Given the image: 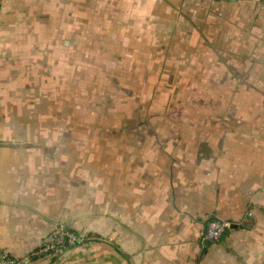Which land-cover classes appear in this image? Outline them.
<instances>
[{
    "label": "crops",
    "instance_id": "0c3cea01",
    "mask_svg": "<svg viewBox=\"0 0 264 264\" xmlns=\"http://www.w3.org/2000/svg\"><path fill=\"white\" fill-rule=\"evenodd\" d=\"M218 1L227 25L209 64L226 68L203 137L100 156L53 153L36 138L51 98L53 3L0 0V254L18 264H264V0ZM211 219L237 228L210 243ZM58 229L85 242L36 255Z\"/></svg>",
    "mask_w": 264,
    "mask_h": 264
},
{
    "label": "rangeland",
    "instance_id": "374dc122",
    "mask_svg": "<svg viewBox=\"0 0 264 264\" xmlns=\"http://www.w3.org/2000/svg\"><path fill=\"white\" fill-rule=\"evenodd\" d=\"M52 3V73L50 83L44 81L51 98L37 111V139L50 138L53 153L107 156L109 150L154 149L151 142L133 145L138 140L203 137L206 113L219 109L226 68L209 64L220 56L218 29H225L228 14L223 3ZM158 148L167 153L171 145Z\"/></svg>",
    "mask_w": 264,
    "mask_h": 264
},
{
    "label": "built area",
    "instance_id": "2783aa9c",
    "mask_svg": "<svg viewBox=\"0 0 264 264\" xmlns=\"http://www.w3.org/2000/svg\"><path fill=\"white\" fill-rule=\"evenodd\" d=\"M230 228L231 225L228 222L211 219L207 222L204 239L210 243L220 242ZM84 242L85 239L83 237L65 229H58L52 234L51 241L39 253H36V255L43 253L57 254L65 247H77ZM0 264H18V261L5 254H0Z\"/></svg>",
    "mask_w": 264,
    "mask_h": 264
},
{
    "label": "water",
    "instance_id": "95a60500",
    "mask_svg": "<svg viewBox=\"0 0 264 264\" xmlns=\"http://www.w3.org/2000/svg\"><path fill=\"white\" fill-rule=\"evenodd\" d=\"M236 228H237L236 225H232V226H231V229H236Z\"/></svg>",
    "mask_w": 264,
    "mask_h": 264
}]
</instances>
